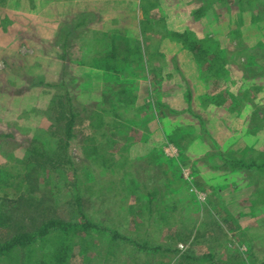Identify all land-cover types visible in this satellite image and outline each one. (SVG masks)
Here are the masks:
<instances>
[{
    "label": "rangeland",
    "instance_id": "1",
    "mask_svg": "<svg viewBox=\"0 0 264 264\" xmlns=\"http://www.w3.org/2000/svg\"><path fill=\"white\" fill-rule=\"evenodd\" d=\"M55 1L0 0V168L16 178L10 179L16 186L0 192V206L26 233H37L51 218L81 224L69 264H264V30L259 31L264 25V0H114L110 7L120 14L107 22L110 28L104 26L110 30L105 36L96 34L100 15L86 12L69 15L52 40L43 37L46 45L20 40L26 28H12L15 18L32 22V13L37 12L35 25L40 26V21L50 20L45 8ZM203 8L205 14L197 19L194 14ZM82 14L95 20L75 30ZM194 29L202 30L201 38ZM44 31L30 35L40 39ZM191 39L198 45L204 40L225 45L228 41L226 46L231 48L218 51L227 53L231 62H214L195 41L188 44ZM169 40L191 46L208 63L201 84L180 79L174 69L164 74L162 42ZM246 40L257 46L249 50ZM115 41L116 56H108L107 62L118 64L120 73L92 67L112 54ZM55 60L101 71L98 107L104 103L110 109L115 104L112 108L137 125L121 129L123 137L132 129L133 139L138 141L141 135L145 143H153L152 151L132 160L126 145L113 147L112 137L103 134L102 121L100 134L89 139L88 126L94 127L96 121L87 112L78 121V138L71 141L69 155L75 168L67 164L33 172L35 179L23 184L26 197L20 201L17 185L35 166L27 162L24 149L37 142L54 150L65 142L56 128L58 110L51 106L52 98L64 95V89L55 86L65 83L77 108H92L95 103L81 101L80 80L67 73L66 65L64 78L58 80L61 68L56 69ZM230 72L237 80H230ZM210 81L216 83L211 94L205 90V82ZM32 84L46 97L40 101L41 108L26 93ZM122 90L130 92L132 99L120 95ZM177 90L179 97L172 94ZM220 92L224 94L219 96ZM104 95L114 103L111 107ZM185 96L189 105L184 104ZM111 115L104 113V117ZM163 133L175 134L178 145L163 143ZM1 134H13L15 139ZM95 139L99 154L84 158L83 147L88 155L97 150ZM229 160L257 166L233 170ZM77 190L88 220L149 250L87 231L76 204ZM14 229L0 227V243ZM57 242L52 234L46 243L37 241L33 252L13 254L0 259V264H42L43 255L60 248Z\"/></svg>",
    "mask_w": 264,
    "mask_h": 264
},
{
    "label": "trees",
    "instance_id": "2",
    "mask_svg": "<svg viewBox=\"0 0 264 264\" xmlns=\"http://www.w3.org/2000/svg\"><path fill=\"white\" fill-rule=\"evenodd\" d=\"M207 8H203L199 11H197L194 15L195 17L201 18L205 14V11ZM91 14H82L80 16V21H78V24L74 28L79 29L81 27L86 26L88 23L94 22L95 17L92 19ZM192 41H195L194 39L189 40L188 44L193 43ZM200 46L205 55H211L213 57L214 62H218L219 60H225L227 59V53H220L218 51L220 45L218 42L216 43L213 40H204V41H198ZM68 44V43H66ZM203 46V48H202ZM199 47V48H200ZM217 47V48H216ZM200 49V50H201ZM128 50V49H127ZM129 52V51H128ZM97 63H92V67L101 69L102 71H105L107 74H114L118 75L120 72L117 70L118 64H110L107 61L104 60V58ZM77 63V62H76ZM80 64V63H78ZM96 64V65H95ZM96 66V67H95ZM221 74V73H219ZM222 79L221 75H218ZM40 85H43L42 83ZM53 85H46V87L50 88ZM65 86V88H64ZM37 87L36 85L32 84L31 88ZM56 89L63 88L64 89V95L62 96H54L51 101V106L56 108L58 110L57 118H56V128L58 130V134L62 136L65 140L64 144L56 147L54 150H46L44 149L39 143L37 142H31L29 145L24 149V155L26 157V160L28 163H34L35 166L31 168V170L24 176V181L22 185H17V191L19 192L20 196L19 199L24 200L26 197L25 195H22V189L23 184H27L29 182H32L35 178L33 175V172L35 171H47L48 168L51 167H64L67 164H70L73 168L74 164L71 160V157L69 155L70 148H71V141L78 138V121L80 118L85 115V113L88 112L87 117H91L92 114L95 113H101L102 118H100V121H102L103 126L105 129L103 130V134H107L108 137H112L111 141L113 144V147L117 145V140L115 139V136L119 134L120 130L129 126H137L135 123L131 120H127L124 115L118 112V108H112L115 104L109 99L110 97H107L104 95V101L105 103L109 104L111 107V103L114 105L108 109L105 107V104H101L100 109L94 110L92 108H89L88 106H83L81 108H77L74 100L72 99L65 83H62L61 85H56ZM120 95L123 96H130L131 93L127 92L126 90H122ZM132 99V98H131ZM110 112L112 115L111 118L104 117V113ZM83 121L85 122V117H83ZM129 126V127H130ZM128 129V128H127ZM175 135V134H174ZM173 134L169 133L168 141L173 144H177L175 137ZM3 138H9V139H15L13 134H1ZM108 139V138H107ZM100 152V147L98 146V153ZM230 165H232V169H240V170H252L257 165L255 163L247 164L243 161H237V160H229L228 161ZM51 164L52 166L48 167V165ZM261 168L264 169V162L261 163ZM8 172L4 169L0 168V192L3 191L5 188L9 187L12 188V186H16L14 182H11L10 179H16L11 175L7 174ZM76 204L77 208L79 210V214L84 219V227L87 231L97 233V234H109L110 238L114 241H124L128 243L137 244L139 248L142 249V251H148L149 247L147 245H140L138 243H134L132 240L124 238L118 233L117 231L105 228L101 225L94 224L90 220L87 219V216L85 215L83 211V198L81 196V193L79 190L76 192ZM3 199L0 198V201ZM17 210V209H16ZM16 226V227H15ZM0 227H12L16 228L13 231H11V235L5 239L2 243H0V259H5L13 254H17V256H22L23 254L27 252H33V250L36 249L37 241H43L44 243L49 241V238L52 234H54L55 237H57L59 245V249L56 251H53V254H45L42 256V264H69V256L72 248L77 244L75 240V235L79 231V229L82 227L81 224L78 223H72L69 221H62L59 219L51 218L46 223L42 224L40 228L36 231L37 233H26L23 232V228H21L20 223H16L13 220L12 215L10 216L8 213V209H6L3 205L0 206ZM156 251L159 250L155 249Z\"/></svg>",
    "mask_w": 264,
    "mask_h": 264
},
{
    "label": "crops",
    "instance_id": "3",
    "mask_svg": "<svg viewBox=\"0 0 264 264\" xmlns=\"http://www.w3.org/2000/svg\"><path fill=\"white\" fill-rule=\"evenodd\" d=\"M114 0H94V2H91L90 0H56L55 2L51 3L50 6H47L45 8L46 12H49V15L51 16L50 20H42V21H46V23H43L42 21H40V26L35 25L37 23V18L38 13L37 12H31L33 18L35 19V21L32 22H28V21H23V19L21 17H17L15 18V24L12 26V28L16 29L18 27L20 28H26L25 31L22 32L21 36H20V40H24L26 42H30V44L32 46H39L40 42H44V44H47V40L44 39L43 37L49 38L50 40H52V38H54L55 32L58 31L59 29V25L66 19L68 18L69 15H73V14H77V13H89V12H94L95 14L100 15L101 19V23L98 25L99 30L96 33L97 35H101L104 33V36L107 35L109 33L110 30L104 29V26H106L107 22L115 17L117 18V16L120 14L118 13L117 9H114L111 5V2ZM253 1V0H251ZM44 11V12H45ZM216 15V14H214ZM256 14H253L251 16H255ZM119 19V18H118ZM47 22L49 24H47ZM24 23H27V25H25ZM256 24H252L251 22H249V27L252 30H257L256 26H253ZM48 27V28H47ZM107 28H110V25L106 26ZM23 28V29H24ZM42 29H47V31H44L41 35L42 38L40 39H35V37L33 35H30L31 32H36L38 30H42ZM259 31H263L264 30V25H262V27L259 26ZM202 30H197L194 29L192 32H195L198 37H202ZM1 32H5L4 29ZM117 32L113 31L110 34H113L112 37L115 40V34ZM101 37V36H100ZM104 41V37L102 36L101 39L99 40L100 46H103L105 43H103ZM118 41L114 42V45L111 46V52L112 54H107L105 55V60L106 61H111L110 59H108V56L112 55V56H116L117 53V49H118ZM162 52L164 53L165 56V61L166 62V71H164V74H172V71L174 69V71L176 73H178V75L180 76V79L188 81L191 80L192 81H197V86L199 85L198 83L201 84V81L203 79V70H206L207 68V64L206 62H204V59H202V57H199L198 55H196V53L194 51H191V46H188L187 48L184 47L183 42H176V41H165L162 42ZM230 46V43L227 41L226 45ZM20 44V42H19ZM42 44L40 45L41 48L44 47L45 45ZM221 49H224L225 46V50L230 49L231 47L226 46L225 43H219ZM196 46V45H193ZM244 46L248 47L249 50H252L253 47L255 48L256 46H251L248 43V40H246L244 42ZM107 47V46H106ZM33 48V47H32ZM36 49V48H35ZM51 50V48H50ZM75 49H73L72 51H74ZM54 52V50H53ZM52 52V54H53ZM203 53V52H202ZM53 59V58H52ZM55 63H53L56 66V69L58 67L61 68L60 72H57L58 74V80H61L64 78V73L65 71H63L62 69L64 68V66L66 65L67 68V73H72L75 74L74 78L79 79L80 81H78V84L80 83L79 86V95L82 97V102L85 101H90V100H94V106L98 107L99 99L102 97V89H101V83H102V79H104V74L101 71L95 70L93 68H88V67H83V66H78L76 64H68V63H64V62H60L58 60L54 61ZM230 59L229 56L227 54V59H226V63H230ZM171 63L173 64V66L171 65ZM63 64V65H62ZM165 66V63H164ZM231 79L230 80H237L236 77L234 76V73H231ZM229 77V76H228ZM241 78V77H240ZM221 79V78H220ZM223 79V77H222ZM82 81V82H81ZM221 80H219L220 82ZM101 82V83H100ZM218 82V83H219ZM216 83L215 82H205V90L206 92H208L209 94H211L210 92H212V90H214V85ZM229 84V83H227ZM226 84V85H227ZM31 87V86H30ZM213 88V89H212ZM87 89V91H86ZM75 92V91H74ZM192 92V91H191ZM27 94L33 95L36 99V101H34V103L37 105V107L41 108V104L40 101L42 99H45L46 97L44 96V93L42 90L40 89H36V88H32L26 91ZM179 93L180 91H176L173 94V96H175L176 94H178L179 97ZM219 96L220 94H224V92H220L218 93ZM191 96H193V94L189 93L188 94V98L190 99ZM211 96V95H210ZM209 96V98H211ZM245 95L242 94L241 97H244ZM188 99L186 98V96L184 97V104L185 105H189L188 104ZM242 101V99H241ZM243 102V101H242ZM33 104V105H35ZM249 106V105H248ZM189 107V106H188ZM187 107V108H188ZM250 107V106H249ZM47 111H51L53 113V110H47ZM100 113H93L92 114V122L94 123V127L93 126H88L91 130L92 133H89L87 136L88 138H93L95 137L96 134H100L101 132V124H100V119H99ZM108 118V117H106ZM103 126V125H102ZM104 127V126H103ZM95 129H97V131H95ZM136 131V130H135ZM138 132V131H137ZM119 136L122 139L120 142L117 140V136L118 134L115 136V139L118 141L117 142V147L120 146H125V148H127L126 150L129 151L128 154H130L131 159H143L145 157H147L148 155H150V150L152 151V142L149 143H145L143 140H141V135L138 137V141L134 138V134L136 132H134V130L130 129L126 134L125 137H123L122 135V131L120 130L119 132ZM164 134V141L163 143L166 144H170L168 143V135L169 133H163ZM93 142V140H91ZM95 146H99V144L97 143V139H95ZM85 144V141L83 142V145ZM82 144H78L77 148L81 147ZM174 145V144H173ZM85 146V145H84ZM98 146H97V150H98ZM96 149L94 151L91 152L90 155H88L85 150L84 147L82 149L84 158L86 159H90L95 157V155L99 154L98 151ZM116 160V159H115Z\"/></svg>",
    "mask_w": 264,
    "mask_h": 264
},
{
    "label": "built area",
    "instance_id": "4",
    "mask_svg": "<svg viewBox=\"0 0 264 264\" xmlns=\"http://www.w3.org/2000/svg\"><path fill=\"white\" fill-rule=\"evenodd\" d=\"M172 149H174V148H172ZM175 150V149H174Z\"/></svg>",
    "mask_w": 264,
    "mask_h": 264
}]
</instances>
